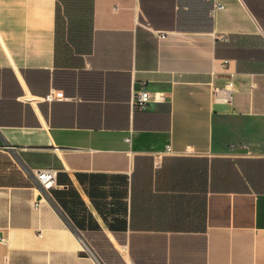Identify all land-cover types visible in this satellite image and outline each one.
I'll return each mask as SVG.
<instances>
[{"label": "crops", "instance_id": "crops-1", "mask_svg": "<svg viewBox=\"0 0 264 264\" xmlns=\"http://www.w3.org/2000/svg\"><path fill=\"white\" fill-rule=\"evenodd\" d=\"M62 9L0 0V264H264V0Z\"/></svg>", "mask_w": 264, "mask_h": 264}, {"label": "built area", "instance_id": "built-area-1", "mask_svg": "<svg viewBox=\"0 0 264 264\" xmlns=\"http://www.w3.org/2000/svg\"><path fill=\"white\" fill-rule=\"evenodd\" d=\"M218 7H222V5H219ZM159 36L163 37L164 34H160ZM232 86L233 83L229 82V84H227L226 86L228 88H226L225 90H231ZM221 91L223 90L220 89L215 90L216 94ZM63 98H64V92L63 90L60 89H52L44 97V99L48 101L61 100ZM165 99H166V95L163 91L152 92L148 89H141L134 93L132 98V106L134 108H146L150 106L152 103L164 102ZM4 147L7 150H12V151L16 150L15 147L11 146L10 144L5 145ZM33 171L40 179L44 187H48L53 183L54 175H55L53 170L45 169V170H33Z\"/></svg>", "mask_w": 264, "mask_h": 264}, {"label": "rangeland", "instance_id": "rangeland-1", "mask_svg": "<svg viewBox=\"0 0 264 264\" xmlns=\"http://www.w3.org/2000/svg\"><path fill=\"white\" fill-rule=\"evenodd\" d=\"M88 4V1H87ZM84 11V10H83ZM83 11H80L76 9V7L71 10V15L68 14L67 10L62 9V21L60 29L62 31V34H65V32L68 30V28H78L79 30V36L78 39L75 40V43L69 45L68 43H64V36L62 35V38L60 39L61 42V48L62 50L66 51L67 53L71 52L70 50H77L78 46L80 44L86 45L89 40V21H88V14L87 18H84V14H81ZM88 13V12H86ZM67 17V19H66ZM64 44V45H63Z\"/></svg>", "mask_w": 264, "mask_h": 264}, {"label": "trees", "instance_id": "trees-1", "mask_svg": "<svg viewBox=\"0 0 264 264\" xmlns=\"http://www.w3.org/2000/svg\"><path fill=\"white\" fill-rule=\"evenodd\" d=\"M61 5H65V8L69 15H71V10H73L74 7H76L77 10L83 11L84 8V0H59ZM88 1V0H87ZM88 5H87V11H88ZM62 21V14L61 11L59 13L58 10V25L61 26Z\"/></svg>", "mask_w": 264, "mask_h": 264}]
</instances>
